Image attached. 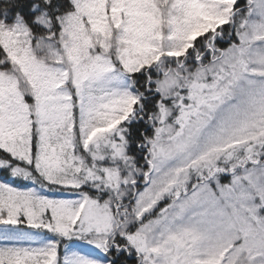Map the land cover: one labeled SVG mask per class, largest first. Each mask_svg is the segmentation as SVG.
I'll list each match as a JSON object with an SVG mask.
<instances>
[{"label": "snow or ice", "instance_id": "snow-or-ice-1", "mask_svg": "<svg viewBox=\"0 0 264 264\" xmlns=\"http://www.w3.org/2000/svg\"><path fill=\"white\" fill-rule=\"evenodd\" d=\"M0 264H264V0H0Z\"/></svg>", "mask_w": 264, "mask_h": 264}]
</instances>
